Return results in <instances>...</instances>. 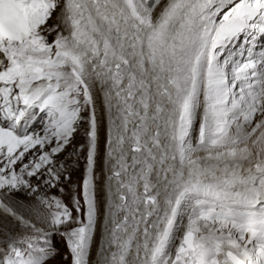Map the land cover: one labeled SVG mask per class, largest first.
Instances as JSON below:
<instances>
[{
    "label": "snow or ice",
    "instance_id": "1",
    "mask_svg": "<svg viewBox=\"0 0 264 264\" xmlns=\"http://www.w3.org/2000/svg\"><path fill=\"white\" fill-rule=\"evenodd\" d=\"M0 264H264V0H0Z\"/></svg>",
    "mask_w": 264,
    "mask_h": 264
}]
</instances>
